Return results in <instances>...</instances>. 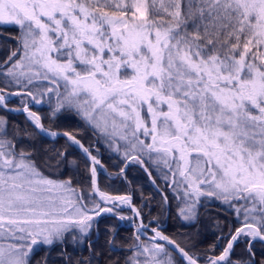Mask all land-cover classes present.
Returning <instances> with one entry per match:
<instances>
[{
    "label": "snow or ice",
    "instance_id": "6c2138e0",
    "mask_svg": "<svg viewBox=\"0 0 264 264\" xmlns=\"http://www.w3.org/2000/svg\"><path fill=\"white\" fill-rule=\"evenodd\" d=\"M9 25L19 35L0 45V110L30 127L0 116V264H48L53 247L63 264H264V0H0ZM14 97L27 99L9 108ZM42 104L44 116L32 110ZM61 117L79 118L124 167L107 173L81 131L52 130ZM46 137L65 145L37 146ZM69 147L85 178L46 176L78 167ZM133 163L157 173L161 210L194 234H165L154 197L136 206L130 187L100 189L98 171L127 182ZM212 204L224 221L199 249ZM107 217L135 231L117 243Z\"/></svg>",
    "mask_w": 264,
    "mask_h": 264
},
{
    "label": "trees",
    "instance_id": "16d2710c",
    "mask_svg": "<svg viewBox=\"0 0 264 264\" xmlns=\"http://www.w3.org/2000/svg\"><path fill=\"white\" fill-rule=\"evenodd\" d=\"M0 33L3 35H0V45L2 46H9L11 48H15L16 42L12 39H7L9 36H17L19 35L18 28L16 26H5L0 28ZM3 55V52H0V56ZM15 91V88L12 89ZM22 97H14L10 99L8 102L9 104L14 105H21V99ZM25 98V97H24ZM37 110L39 112V115L44 116L48 113L49 108L47 104H42L37 107ZM0 116H5L8 119L9 124L13 123H19L22 127H30L29 125H26L24 123L25 121V115L19 112H5L0 110ZM44 124L47 126L49 121L45 119ZM54 130H68V131H81L83 133L82 137H78L82 140L83 144L85 146H88L90 143L95 145V148L99 150V156L101 159V162L105 167L108 169L109 173H116L119 171L121 167H124V164L122 163V155L118 154L114 151H110L107 147V143L104 142L103 139L97 143V138L93 136L92 132L90 130H84L83 129V122L79 120V118H72V117H61L60 119H57L55 121V127ZM37 146L43 145V146H51L54 145L55 148H61L63 145H65V140L63 137L59 138H38ZM69 159H75L78 163V167H67L63 168V174H57V175H51L50 171H45L46 176H51V178L55 179H64L68 176H75L77 179H84L86 176V173L84 172V158L81 154V152L75 148V147H69ZM93 153L96 154L94 151ZM37 159L40 157L37 156ZM142 159H145V166L147 167V160L145 157H141ZM144 167H141L136 164H130L126 168L125 175L127 177V182H122L119 177L115 178H109L108 175L105 174V172H99L98 171V179H99V186L100 188H104L107 191L113 192V193H125L129 187L133 190V203L136 206H139L141 204V200L139 197L141 194L147 199L149 197H154L153 199H148L147 203L149 206H151L152 209V215L153 216H159L161 224L164 225V231L165 234H168L170 236H174V238L177 239L178 242H180L183 237L175 236L176 233H189L194 234L195 229L191 227H181V221H178L175 219V212L172 211L171 213H168L166 211H162L159 206V201L161 200L160 194L157 192L156 187L153 186L152 180L156 178L157 173L155 171L152 172V176L149 177L147 173L144 170ZM156 185H159L160 187H163L162 182L159 179H156ZM111 185V187H109ZM208 208L210 211H205V209H201V220L200 223L197 225L199 228V235L196 237L198 244L197 247L199 249H205L209 245H212L214 242H216V236L219 235V231L216 227V221L220 220L221 222L224 221V215L221 214V209L216 204L208 205ZM148 208H145V212L147 213ZM125 216H132L130 211H125L122 213ZM229 219L231 217L229 216ZM145 220L147 221V217H145ZM106 224H111L114 226H117L119 231V237L117 239V243H120V238L123 237H130L132 233L134 232V227L131 224H128V221H117L114 217H107L101 221V228H103ZM155 226V225H153ZM141 239H144V237H141ZM127 242V241H125ZM223 244V241L220 242ZM243 245H238L236 247V253L239 254L241 251V248ZM261 246L257 245V248L259 249ZM69 252L72 251L71 248L68 249ZM219 251V249H217ZM45 254V249L41 248L37 251L36 255L33 257V260L39 259L41 256ZM48 264H63V261L59 258V249L57 247H53L50 250V255L48 258Z\"/></svg>",
    "mask_w": 264,
    "mask_h": 264
},
{
    "label": "rangeland",
    "instance_id": "374dc122",
    "mask_svg": "<svg viewBox=\"0 0 264 264\" xmlns=\"http://www.w3.org/2000/svg\"><path fill=\"white\" fill-rule=\"evenodd\" d=\"M37 83H39L40 84V86H42V87H51V85L50 84H47L46 82H37ZM22 100H26L27 98L25 97H22L21 98ZM45 100H47V97H45ZM8 105H10V106H12V107H15V108H17V107H19V106H21V105H14V104H9L8 103ZM40 106V105H39ZM37 107L38 106H35V107H33L32 108V110H34V111H36L38 114H39V112H38V110H37ZM25 116H26V114H24ZM52 130H54V129H52ZM51 138V137H50ZM141 138L143 139L144 137L143 136H141ZM105 142V141H104ZM87 147V146H86ZM94 155H95V153H93ZM98 159L101 161V159H100V156H98ZM101 164H102V162H101ZM103 165V164H102ZM104 166V169L106 170V172L107 173H109L108 172V169L105 167V165H103ZM53 179H55V178H53ZM102 191H106V192H109L110 194H119V193H113V192H110V191H107L106 189H104V188H100ZM132 214V213H131ZM128 224H130L129 222H128ZM153 227H155V226H153ZM135 231V230H134Z\"/></svg>",
    "mask_w": 264,
    "mask_h": 264
},
{
    "label": "water",
    "instance_id": "95a60500",
    "mask_svg": "<svg viewBox=\"0 0 264 264\" xmlns=\"http://www.w3.org/2000/svg\"><path fill=\"white\" fill-rule=\"evenodd\" d=\"M8 107L9 108H15V107H12V106H10V105H8ZM19 107H21V106H19ZM34 111V110H33ZM54 131H64V130H54ZM83 143V142H82ZM119 194H124V193H119ZM119 194H113V195H119ZM134 230H135V228H134ZM149 235H151V233H149Z\"/></svg>",
    "mask_w": 264,
    "mask_h": 264
}]
</instances>
